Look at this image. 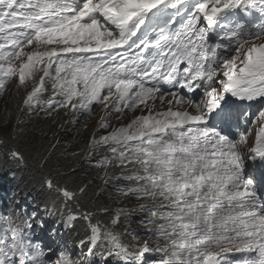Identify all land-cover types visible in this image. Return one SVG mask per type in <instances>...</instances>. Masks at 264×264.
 Wrapping results in <instances>:
<instances>
[{
    "label": "snow or ice",
    "instance_id": "1",
    "mask_svg": "<svg viewBox=\"0 0 264 264\" xmlns=\"http://www.w3.org/2000/svg\"><path fill=\"white\" fill-rule=\"evenodd\" d=\"M12 81L23 109L102 108L87 159L104 149L117 196L142 202L64 216L87 225L75 259L35 211L0 214V264H264V0H0V91ZM42 187L65 205L85 191ZM137 212L151 239L130 246L115 228Z\"/></svg>",
    "mask_w": 264,
    "mask_h": 264
},
{
    "label": "trees",
    "instance_id": "2",
    "mask_svg": "<svg viewBox=\"0 0 264 264\" xmlns=\"http://www.w3.org/2000/svg\"><path fill=\"white\" fill-rule=\"evenodd\" d=\"M9 90L7 100L0 104V139L5 140L8 146L20 150L24 156V163L13 162L6 155L4 149L0 148V174L6 173L8 180L0 190V203L4 199L13 201L31 202L32 207L38 203H45L46 198L51 192L42 187L45 178H53L55 182L62 186H67L70 190L77 191L84 188L83 193L77 192L79 197L74 202L67 203V215L69 212L77 213L81 209L95 213L93 223L97 221L107 224L115 212L120 208L135 207L142 201L128 200L121 197L114 199L107 196L106 190L98 188V184L104 186L105 179L115 173L117 168L110 167L108 176H104L102 170L97 167L93 170H85L82 166L84 150L78 151L79 146L88 145L90 137L97 131L94 126H83L71 123L72 117L64 115L67 112L63 110L56 111L57 118L48 120H34L25 117L30 110L23 109L22 100L26 91H21L19 85L13 84ZM46 97H49L45 94ZM23 117L24 120L19 117ZM59 116H62L59 119ZM41 124V127H37ZM73 133V137L67 138L66 131ZM78 133V134H77ZM80 134V136H78ZM78 136V138H77ZM66 137L64 141H60ZM55 145V147H53ZM110 182V181H109ZM107 187V186H106ZM107 189H110L107 187ZM107 209V212L102 211ZM64 212V210H63ZM144 215V214H143ZM59 219L60 226L63 227V217ZM143 217V216H142ZM122 218L120 225L115 231L120 235L121 241L130 246L135 245L137 241H143L149 238L147 233L140 225V220H135L136 229L139 231L140 238L135 239V234L129 231V221ZM125 227L128 231L125 232ZM65 243L57 240L55 242L68 249L70 246H80L82 237L86 239L87 225L83 220L77 221L72 229H65ZM82 236V237H81ZM67 243V244H66ZM87 247L83 248V252ZM101 259V258H98ZM109 262L118 264L115 257L109 258Z\"/></svg>",
    "mask_w": 264,
    "mask_h": 264
},
{
    "label": "rangeland",
    "instance_id": "3",
    "mask_svg": "<svg viewBox=\"0 0 264 264\" xmlns=\"http://www.w3.org/2000/svg\"><path fill=\"white\" fill-rule=\"evenodd\" d=\"M23 87H20L19 86V89H22ZM7 91V90H6ZM6 91H5V94H4V96L1 98V100H0V104L3 102V100H7V98H8V96H9V94H11V91L6 95ZM26 91V90H25ZM23 93V92H22ZM162 107V106H161ZM101 110H102V108H100L99 107V109H98V116L100 115V113H101ZM26 115V114H25ZM134 115H135V113H133L132 115L130 114L129 115V118H128V120H125L124 121V123L125 124H127L133 117H134ZM25 117H30V118H33L34 120H39L38 119V111H33L31 114H27ZM47 116H45V115H42L41 116V118H46ZM20 119H22V120H24L23 119V117H19ZM52 119H53V117H52ZM42 125L41 124H38L37 125V127H41ZM109 131H111V129H109ZM103 133H104V130H103ZM105 134V133H104ZM98 188H100V189H103V190H106L107 192H108V194H107V196H109L110 198H112V199H114L115 197H117V194H116V192H114V191H112V189H107V187L106 186H104L102 183H99L98 184ZM67 208H69V207H66L65 208V210H64V212H62V215L63 214H65V216L67 215ZM129 231L131 232V233H133V234H135V236H138L139 234V231L134 227V225L133 224H129ZM54 232H55V236H57V237H63V233L61 232V231H59L58 230V228L57 227H55L54 228ZM43 242H44V240L43 239H41ZM49 240H52V239H49ZM50 245H52V247L53 248H55L56 247V243H50ZM154 255V254H153Z\"/></svg>",
    "mask_w": 264,
    "mask_h": 264
},
{
    "label": "bare ground",
    "instance_id": "4",
    "mask_svg": "<svg viewBox=\"0 0 264 264\" xmlns=\"http://www.w3.org/2000/svg\"><path fill=\"white\" fill-rule=\"evenodd\" d=\"M7 180H8V175H7L6 173H1V174H0V190H2L4 184L7 182ZM52 204H54V203L52 202ZM59 206H60V208H64L63 205H59ZM36 208H37V207H36ZM36 214H37V215H41L42 217H44V216H49V213L46 212V211L43 212V213L37 212ZM53 220H54V221H58L57 218H53Z\"/></svg>",
    "mask_w": 264,
    "mask_h": 264
},
{
    "label": "clouds",
    "instance_id": "5",
    "mask_svg": "<svg viewBox=\"0 0 264 264\" xmlns=\"http://www.w3.org/2000/svg\"><path fill=\"white\" fill-rule=\"evenodd\" d=\"M13 84H16V82H15V81H12L11 83H9V84L7 85V87H6L4 90L0 91V95H1V93L3 92V94H2L1 97H0V100H1V98L4 96L6 90H7V91H6V95L10 92L9 88H10ZM21 91L23 92V91H25V89L22 88ZM131 115H132V114H131ZM41 120H42V119H41Z\"/></svg>",
    "mask_w": 264,
    "mask_h": 264
}]
</instances>
